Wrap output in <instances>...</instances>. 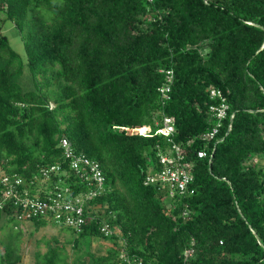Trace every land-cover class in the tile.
<instances>
[{
	"label": "trees",
	"instance_id": "16d2710c",
	"mask_svg": "<svg viewBox=\"0 0 264 264\" xmlns=\"http://www.w3.org/2000/svg\"><path fill=\"white\" fill-rule=\"evenodd\" d=\"M7 22L27 61L0 36L1 176L21 178V191L33 194L43 168H67L59 146L67 138L105 178L90 202L103 212L87 214L80 233L64 228L72 247L89 242V260L61 263L62 244L35 264H264V166L253 163L264 158V0H0V29ZM161 70L173 71L168 100ZM212 87L229 109L207 141L217 122L209 107L222 103L210 99ZM165 117L174 119L173 142L154 133ZM172 144L193 193L166 199L145 180L162 170L158 154ZM201 150L207 158H198ZM70 184L76 192L94 187ZM4 194L0 184V202ZM16 208L14 198L5 201L0 223L19 225ZM21 234L4 237L0 264H22ZM98 239L111 242L103 255L90 251Z\"/></svg>",
	"mask_w": 264,
	"mask_h": 264
},
{
	"label": "built area",
	"instance_id": "2783aa9c",
	"mask_svg": "<svg viewBox=\"0 0 264 264\" xmlns=\"http://www.w3.org/2000/svg\"><path fill=\"white\" fill-rule=\"evenodd\" d=\"M153 3L154 0H147ZM205 3L208 0H204ZM166 75L165 84L159 88L160 95L163 99L168 100L171 92V84L173 82V71L161 70ZM210 99L220 98L222 103L218 106L210 105L209 114L211 118L217 120L216 125L211 131L203 134L202 138L211 141L216 138L220 132L223 123L227 119L229 106L225 103L222 92L216 88L208 89ZM234 115H230L232 122ZM163 126L155 130V135L163 136L169 142H173L172 135L175 132L174 119L164 118ZM231 125L229 126V131ZM126 130L133 135L149 136L152 129L149 127H127ZM63 149L67 168L57 164L41 170L42 177L30 185L35 190L33 194L26 189L24 193L21 191L23 180L17 178L12 181L8 176L0 177V184L4 187L5 200L0 202V208L4 206L7 200L15 199L17 208L13 212V217L17 221L28 222L31 218L41 217L61 228H70L77 233L83 229L86 223L85 216L97 214L99 209L90 206V202L99 196L104 190L105 178L100 169L99 163L89 159L83 154H77L67 138L60 140ZM198 158L205 159L208 154L206 150L198 152ZM162 166V170L156 174H150L145 180V185H153L156 189L165 195L166 199L174 197L177 193L186 195L191 194L190 185L194 178L188 171L187 166L183 163L184 156L181 148L172 144L167 153L160 152L158 154ZM75 177L74 179H72ZM74 184L93 183L94 187L88 191L76 192ZM45 194V199L41 198V194ZM102 232L105 235L111 233L108 223H104Z\"/></svg>",
	"mask_w": 264,
	"mask_h": 264
},
{
	"label": "rangeland",
	"instance_id": "374dc122",
	"mask_svg": "<svg viewBox=\"0 0 264 264\" xmlns=\"http://www.w3.org/2000/svg\"><path fill=\"white\" fill-rule=\"evenodd\" d=\"M1 35H6L8 37L12 48L20 55L22 60L26 62L27 53L24 48V43L12 22H7L6 25L0 29V36ZM253 163H258L261 166H264V158L256 157L253 159ZM102 212L103 211H100L99 213ZM0 225L2 226V229L0 230V251H3L2 242L4 237L13 234L16 236L17 231H22L21 237L18 241L23 255L22 264H35L38 256L44 254L48 250L49 245L61 246L62 244L64 247L61 249V263H64L66 260L71 263L76 256H82L86 261L89 260V257L85 252L88 249L89 242H83L80 248L72 247L71 242L75 236L71 231L61 228L58 225L47 223L46 226L35 228L33 223L21 222L18 225L14 222L8 221L6 217L2 220ZM15 226H17L18 229ZM56 240L59 243L56 244ZM110 246L111 242L109 241H103L100 239L93 240L90 251L103 255Z\"/></svg>",
	"mask_w": 264,
	"mask_h": 264
}]
</instances>
